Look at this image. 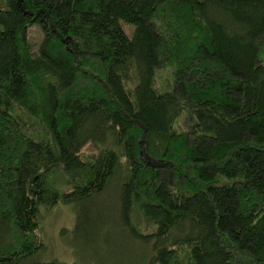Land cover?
I'll return each mask as SVG.
<instances>
[{"label":"trees","instance_id":"16d2710c","mask_svg":"<svg viewBox=\"0 0 264 264\" xmlns=\"http://www.w3.org/2000/svg\"><path fill=\"white\" fill-rule=\"evenodd\" d=\"M102 199L123 264H264V0H0V264Z\"/></svg>","mask_w":264,"mask_h":264},{"label":"rangeland","instance_id":"374dc122","mask_svg":"<svg viewBox=\"0 0 264 264\" xmlns=\"http://www.w3.org/2000/svg\"><path fill=\"white\" fill-rule=\"evenodd\" d=\"M29 39L33 42L39 41L40 35L36 29L30 30ZM93 152L90 146L82 150L85 155ZM107 202L108 200L102 199L99 203L97 201L95 207L88 206L91 209L90 221L91 217L95 218L93 220L97 219L91 230L77 223L75 225L80 208L77 205L59 204L49 210H41L42 221L38 232V237L44 244L41 259H56L69 263L78 261L81 264L90 261L98 264H123L124 261L113 253L119 251L117 230L102 226L107 217L105 213Z\"/></svg>","mask_w":264,"mask_h":264}]
</instances>
